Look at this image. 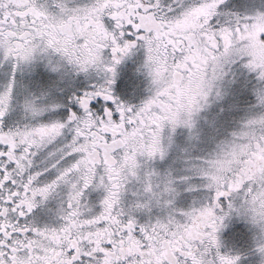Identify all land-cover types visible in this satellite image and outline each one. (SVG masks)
<instances>
[{
    "label": "snow or ice",
    "instance_id": "6c2138e0",
    "mask_svg": "<svg viewBox=\"0 0 264 264\" xmlns=\"http://www.w3.org/2000/svg\"><path fill=\"white\" fill-rule=\"evenodd\" d=\"M0 264H264V0H0Z\"/></svg>",
    "mask_w": 264,
    "mask_h": 264
}]
</instances>
